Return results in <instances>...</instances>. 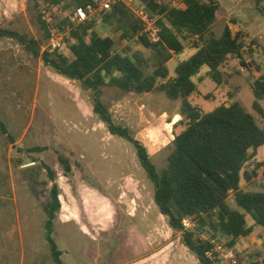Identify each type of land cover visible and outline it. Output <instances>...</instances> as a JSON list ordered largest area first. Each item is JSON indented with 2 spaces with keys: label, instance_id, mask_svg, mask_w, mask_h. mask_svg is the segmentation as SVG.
Returning a JSON list of instances; mask_svg holds the SVG:
<instances>
[{
  "label": "rangeland",
  "instance_id": "obj_1",
  "mask_svg": "<svg viewBox=\"0 0 264 264\" xmlns=\"http://www.w3.org/2000/svg\"><path fill=\"white\" fill-rule=\"evenodd\" d=\"M160 1L172 6V0ZM41 4L39 0L35 8L29 0H0V30L23 37L25 44L34 42L39 54L47 49L50 39L38 21ZM255 5L256 0L239 4L246 17ZM66 6L53 11V16H71L74 4ZM260 11L259 6L257 15ZM101 15L92 14L89 19L96 21L98 35L112 38L117 52L129 53L128 48H132L152 57L136 39L120 40L113 26L101 23ZM223 27V21H217L211 31L219 37ZM63 38L65 41L64 34ZM194 41L184 42L183 51L168 62L170 75L178 62L194 53ZM259 43L261 51L264 39ZM249 50L254 49L243 42L247 69L229 58L222 66L219 84L206 77L203 67L193 78L198 94L191 101L205 112L236 101L264 130V98L258 100L263 111L259 115L252 108L255 97L249 78V74L258 78L264 72V55L259 52L263 59L252 61ZM60 52L69 55L64 46ZM100 99L113 122L127 128L146 148L155 167L163 169L173 140L172 123L180 118V101L167 99L158 89L135 94L108 85L101 88ZM92 108L90 90L56 74L17 38L0 36V121L4 129L0 128V264H55L45 227V207L53 184L58 187L60 208L49 235L60 251L61 264H198L183 245L180 233L169 227L154 204L153 184L133 146L109 134ZM57 155L69 160L70 172H64ZM253 158L264 161V144ZM250 164L248 161L242 168L241 174L246 172L250 179H242L240 189L264 193V168L253 171ZM47 170L52 171V180ZM226 202L243 212L234 203L232 192ZM245 216L247 224L253 226L249 215ZM193 227L191 222L188 230ZM200 238L231 249L237 264H261L264 258V235L256 228L235 240L232 247L227 246L228 237L211 235L207 227ZM212 262L223 264L221 260Z\"/></svg>",
  "mask_w": 264,
  "mask_h": 264
},
{
  "label": "trees",
  "instance_id": "obj_2",
  "mask_svg": "<svg viewBox=\"0 0 264 264\" xmlns=\"http://www.w3.org/2000/svg\"><path fill=\"white\" fill-rule=\"evenodd\" d=\"M29 1L35 8L39 7V0ZM40 1L52 17L53 26L63 32L65 41L62 47L68 50L69 55L62 54L60 48L52 52L43 50L39 54L34 42L25 44L24 38L13 32L0 30V36L17 38L56 74L78 81L91 91L93 113L106 126L109 134L123 138L133 146L140 166L153 184L154 204L166 217L169 227L180 233L183 245L196 256L198 264H215L205 256L211 248L209 241L200 238L206 227L211 235L220 233L228 237V247H232L235 240L250 235L255 228L258 234L264 235V193L240 189L241 180L250 179L246 172L241 174L242 168L253 157L255 150L264 144V130L236 101L218 105L209 112L191 101V97L198 94L193 78L203 67L206 68V77L216 84L221 83L222 66L229 58L237 59L239 65L247 69L242 56L241 34L236 32L232 35L227 26L223 27L219 37L211 31L218 4L214 0H183L178 7H171L160 0H138L149 15L156 17L159 29V40L156 42L142 34L140 21L123 4L113 3L108 11L100 12L101 23L113 26L122 41L136 39L142 49L152 54L151 58H147L141 50L132 48H128L129 53L117 52L112 38L101 37L94 30L95 20L88 19L73 26L69 17L53 16L59 7L72 3L73 11L76 6H86L88 0ZM38 21L45 34L49 35L41 14ZM191 38L195 39L194 53L178 62L173 78L167 79L166 64L173 55L183 51L184 42ZM249 52L251 55L252 50ZM249 78L255 97L252 108L263 115L258 100L264 98V72L258 78L249 74ZM159 79L167 80L158 84ZM104 85L135 94L158 89L167 99L180 101V118L172 124L173 140L163 169L155 167L146 148L129 134L127 128L113 122L100 99ZM0 128L4 130L1 121ZM57 161L65 173L70 172L67 158L57 155ZM263 166L264 161L255 162L253 171ZM47 171L52 180V171ZM230 192L234 203L243 212L227 204ZM58 194V187L53 184L50 202L45 207L48 216L45 224L47 240L55 264H61L60 251L49 234L54 215L60 208ZM245 213L252 219L253 226L247 224ZM185 218L194 223L192 230L183 228L182 220ZM261 264H264V258Z\"/></svg>",
  "mask_w": 264,
  "mask_h": 264
},
{
  "label": "built area",
  "instance_id": "obj_3",
  "mask_svg": "<svg viewBox=\"0 0 264 264\" xmlns=\"http://www.w3.org/2000/svg\"><path fill=\"white\" fill-rule=\"evenodd\" d=\"M182 1L183 0H172V5L178 7ZM113 3L123 4L140 21L142 33L148 40L152 42L159 40V29L155 19L147 13L145 6L138 0H88L86 6H76L73 9L71 16H69V21L73 26L82 24L87 21L92 14L108 11ZM40 8L41 19L46 23L50 34L46 51L52 52L62 47L64 43L63 34L53 26L52 17L47 12L46 8L43 5H41ZM182 226L184 229L188 230L191 227V221L187 218L183 219ZM210 245L211 248L205 253L207 259L210 261L221 260L223 264H237L231 249L223 248L213 240L210 242Z\"/></svg>",
  "mask_w": 264,
  "mask_h": 264
},
{
  "label": "crops",
  "instance_id": "obj_4",
  "mask_svg": "<svg viewBox=\"0 0 264 264\" xmlns=\"http://www.w3.org/2000/svg\"><path fill=\"white\" fill-rule=\"evenodd\" d=\"M214 1L218 4V7H219L215 22L223 21L224 26H227L230 29L232 35H234L236 32H239L241 34L243 42H245L247 45L251 44L252 49H254L252 50V54H251L252 61H255V59L259 60V58L263 59L262 58L263 56H259V52H261V54L264 55V47L262 46V50L260 51L261 44L259 42L263 41L264 39V8L261 7V4L264 3V0H256L257 5L255 6L257 8L260 6L261 8L260 14L257 15V8L254 6L251 8L250 15L248 12L247 17L244 16V9L239 6V4L243 2V0H238V1L214 0ZM171 7H174V6L172 5ZM249 9L250 7L247 8V10ZM243 18H246V19H243ZM245 30H249V31L251 30L252 34L250 35ZM167 64H166V67H167ZM173 76L174 74L170 75L168 72L167 79H171L173 78ZM249 161L251 162L250 168H254V163L258 162V161H255L253 157ZM262 168L263 167H261L259 170H262Z\"/></svg>",
  "mask_w": 264,
  "mask_h": 264
}]
</instances>
